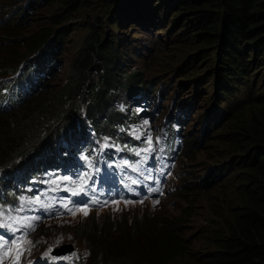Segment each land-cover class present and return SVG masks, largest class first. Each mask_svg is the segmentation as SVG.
<instances>
[{"label":"trees","instance_id":"obj_1","mask_svg":"<svg viewBox=\"0 0 264 264\" xmlns=\"http://www.w3.org/2000/svg\"><path fill=\"white\" fill-rule=\"evenodd\" d=\"M43 1L51 4L54 0H28L22 11L14 14L17 10L8 9L0 19V77L8 75L1 63L16 60L18 55L13 50L22 46L13 45L12 38L26 25L27 13ZM104 1L101 21L94 19L87 26L90 34L72 63L69 79L55 93L41 101H32V109L21 114V107L45 89L41 84L47 76L44 66L62 36L52 37V30L47 29L41 36L27 41L28 50L31 54L38 53V59L26 70L24 83L19 87L13 83L0 86V173L10 169L12 175L21 169L20 163L24 170H35L38 175L46 169L43 164L67 162L63 154L77 153V149H83L84 142L94 141V134L124 142L122 133L139 121L132 109L134 105L141 108L152 99L149 97L151 86L145 87L138 73L125 70L126 63L136 54L120 50L110 36L102 41L94 30L104 28L103 21L107 19H117L113 25L109 24L116 26L126 18L125 10L129 9L146 7L151 12L154 7L165 17L176 13L191 24L182 39L193 37L195 46L211 47L215 60L222 65L214 71L217 83L213 96L219 105L201 117L200 131L205 137L220 123L230 124V133L223 140L230 153L226 163L216 166L215 177L219 182L227 176L239 178L237 188L229 193L236 199V208L226 216H219L222 226L210 230L216 233L223 228L225 231L215 238V250L207 256L205 264H264V0ZM63 17L66 19L67 14ZM53 23L62 22L54 20ZM210 56L211 53L205 57ZM92 71L96 72L93 78L88 73ZM259 77L263 87L251 93L256 85L249 81ZM242 86L251 87L246 91V98L240 99L238 93ZM155 93H159V88ZM117 95L122 98L124 113L113 108ZM3 99L8 102L2 103ZM228 101L233 107L223 111L220 105ZM247 111L249 117L245 116ZM175 115V122L171 116L162 125L170 150L175 139L182 137L180 130L184 127L182 110L178 109ZM60 123L69 132L66 151L56 148L50 140ZM41 143L48 149L39 160L36 156ZM12 192L13 188L0 179V201ZM100 226L101 229L99 226L86 228L91 233L97 229V234H101L109 227ZM175 237L163 223H157L152 229L142 222L138 228L129 227L126 233L115 230L107 243H96L94 237L93 241L88 239L86 252L91 258L97 253L110 256L113 264H169L181 255V246Z\"/></svg>","mask_w":264,"mask_h":264},{"label":"rangeland","instance_id":"obj_2","mask_svg":"<svg viewBox=\"0 0 264 264\" xmlns=\"http://www.w3.org/2000/svg\"><path fill=\"white\" fill-rule=\"evenodd\" d=\"M73 2L54 0L47 4L43 1L33 7V10L27 13L26 25L11 40L13 45L20 43L22 46L13 50L18 55L16 60L1 63L6 67L5 72L8 75L0 77V86L13 83L19 87L25 81L26 70L38 59V53L31 54L28 50L27 41L41 36L47 29L52 30V37L62 36L44 66L47 76L43 77L41 84H44L45 89L33 99H28L30 101L21 107V114H27L32 109V101H41L65 84L71 75L72 63L90 34L91 29L89 30L87 26L94 19L101 21L104 0ZM27 4L28 0H0V19L6 15L8 9L17 10L14 13L17 14ZM66 14L67 18L63 19ZM125 15L126 18L116 26L109 24L117 22V19L114 21L107 19L103 21L104 28H96L94 31L100 34L102 41L110 36L117 41L120 50L136 54L131 57L129 63H126L125 70L138 73L141 83L145 82V87L151 86L149 97L152 96V99L149 98L150 101L141 108L134 105L136 107L132 109V113L139 121L122 133L124 143L119 142L116 137L109 139L94 134V141L84 143V148L76 153L74 159L81 165L92 168L94 165L88 158L89 153L95 156L100 154L105 159L102 163L109 162L110 166L129 167L128 156L135 160L152 154L172 168L166 189L158 198L142 203L138 201L117 203L104 210L88 212L87 215L80 211L71 217L46 221L28 239L32 244L30 251L23 255L26 261L53 259L51 255L55 251L68 248L72 254L65 256L58 254V259L69 264H113L110 262V256L106 257L104 254L97 253L91 258L90 254L85 252L87 240L94 237L96 243H107L115 230L126 233L129 227L138 228L139 224L144 222L152 229L157 223H163L177 236L175 241L181 246V255L169 264H205L207 256L215 250V238L225 231L223 228L216 233L210 230L218 229L217 227L221 225L219 216H226L236 208V199L229 193L237 188L239 178L227 176L219 182L215 177L216 166L226 163L230 153L227 145L223 143L224 136L230 133V124L220 123L205 137L200 131L201 117L211 113L213 107L219 105L213 96L217 83L214 71L216 67L222 65L215 60L211 47L195 46L193 37L182 39L186 27L191 24L187 23L186 19L181 20V15L173 13L165 17L154 7L151 12L146 7H139L133 11L125 10ZM54 20L62 23L54 24ZM153 21L155 22L152 25ZM210 53L212 56L205 57ZM88 73L91 78L96 76L94 71ZM250 82L256 85L251 88V93H256L263 87L260 77ZM250 87L242 86L238 97L246 98V91ZM157 88L159 93H155ZM7 102L4 99L2 101L4 104ZM220 106L223 111L233 107L231 101ZM113 108L125 112L120 95L116 96ZM178 109L182 110L184 116V127L180 130L182 137L175 139L171 150L173 153L167 155L169 150L163 136L162 125L170 120L171 116H173L171 120L175 122ZM248 114L249 111L245 116L249 117ZM68 133L65 132V124L60 123L50 140L56 148H62V144L68 142ZM67 147L68 144L62 148L63 151ZM149 148L151 151H148ZM38 149L39 156L36 157L41 160L48 146L41 143ZM71 157L72 155H68L65 158ZM33 163L37 165V162ZM58 166L61 164L58 163ZM19 167L24 169L20 163ZM56 173L60 174L61 171ZM17 174L18 172H15L13 177L7 176L5 170L0 174V178L5 184H9L6 179L13 181ZM51 175L49 168L44 174L36 176V183H42ZM106 175L114 182L119 180L111 171H106ZM100 225L109 227L104 228L101 234H97L96 229L92 233L86 229L89 226L94 228L99 226L101 229ZM49 248L52 249L51 253L45 255Z\"/></svg>","mask_w":264,"mask_h":264},{"label":"snow or ice","instance_id":"obj_3","mask_svg":"<svg viewBox=\"0 0 264 264\" xmlns=\"http://www.w3.org/2000/svg\"><path fill=\"white\" fill-rule=\"evenodd\" d=\"M149 144H151L150 139H149ZM148 151H151V148H149ZM63 179L67 180L69 178L64 177ZM81 180H83V177L81 178ZM152 190L153 189H149V191ZM156 190L158 191V189ZM80 191H84V189L80 188ZM73 194L75 195L76 193L74 192ZM92 202L98 203V201L95 200H93ZM142 202L143 201H141V203ZM126 203L129 202L126 201ZM154 203H158V201H154ZM22 210L23 207H21L19 210L13 209V211H22ZM77 210L83 212L84 215L88 214L87 207ZM4 211L5 210L3 208H0V216H3ZM73 214H75V212ZM8 221H12V223H9ZM0 228H4L10 232V236L8 237H5L4 235H0V264H2L3 259L9 258L13 254H15V259H13L12 264H18L19 257L22 256L24 252L30 251V245L32 244V241L26 239L27 231L24 230L25 229L32 230L33 224L31 222H25V220H21L17 217H12L11 215H8V216H4L3 219H0ZM17 233L20 234L17 235ZM51 251L52 249L49 248L48 253H46L45 255L50 254Z\"/></svg>","mask_w":264,"mask_h":264},{"label":"clouds","instance_id":"obj_4","mask_svg":"<svg viewBox=\"0 0 264 264\" xmlns=\"http://www.w3.org/2000/svg\"><path fill=\"white\" fill-rule=\"evenodd\" d=\"M173 152L171 151V153L170 154H172ZM168 173H167V175H166V177H165V186H164V188L162 189V192H161V194L159 195V196H161L163 193H164V191H165V189H166V184H167V180H168V178H169V176L171 175V172H172V168L168 165ZM158 196V197H159ZM157 197V198H158ZM151 200V199H150ZM148 201V200H147ZM65 250H68V251H64V253H68V252H70L69 251V249L68 248H66ZM64 253H60V252H54V255H58V254H64Z\"/></svg>","mask_w":264,"mask_h":264},{"label":"bare ground","instance_id":"obj_5","mask_svg":"<svg viewBox=\"0 0 264 264\" xmlns=\"http://www.w3.org/2000/svg\"><path fill=\"white\" fill-rule=\"evenodd\" d=\"M67 145V143H64V144H62V148H64L65 146ZM57 169H59V168H57ZM91 223V222H90ZM86 226V225H85ZM87 229V228H86ZM96 231H97V229H96ZM94 240V239H93ZM100 246V245H99ZM99 254V253H98Z\"/></svg>","mask_w":264,"mask_h":264},{"label":"water","instance_id":"obj_6","mask_svg":"<svg viewBox=\"0 0 264 264\" xmlns=\"http://www.w3.org/2000/svg\"><path fill=\"white\" fill-rule=\"evenodd\" d=\"M64 251H68V250H64ZM70 251V250H69ZM64 253V252H63Z\"/></svg>","mask_w":264,"mask_h":264}]
</instances>
